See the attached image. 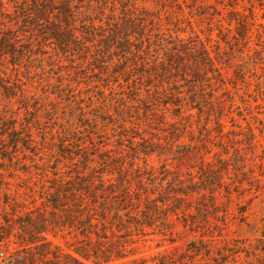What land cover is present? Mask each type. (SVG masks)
Instances as JSON below:
<instances>
[{
	"label": "rangeland",
	"instance_id": "obj_1",
	"mask_svg": "<svg viewBox=\"0 0 264 264\" xmlns=\"http://www.w3.org/2000/svg\"><path fill=\"white\" fill-rule=\"evenodd\" d=\"M86 1L76 6L75 29L60 30L71 36L63 49L43 35L44 23L19 15L29 0H2L0 37L13 34L23 55L0 61V264H75L65 256L79 234H46L58 260L51 253L38 260L28 232L51 228L48 194L84 166L114 184L122 177L142 199L175 178L215 184L210 193L175 197L169 231L159 226L131 240L136 258L264 264V0ZM84 16L106 38L132 17L144 25V42L132 33L134 54L104 58L112 50L102 37L86 43L78 31ZM168 56L187 74L183 81L174 72L163 83L152 72ZM196 74L201 113L186 110ZM13 130L23 140L18 149Z\"/></svg>",
	"mask_w": 264,
	"mask_h": 264
},
{
	"label": "trees",
	"instance_id": "obj_2",
	"mask_svg": "<svg viewBox=\"0 0 264 264\" xmlns=\"http://www.w3.org/2000/svg\"><path fill=\"white\" fill-rule=\"evenodd\" d=\"M78 1L75 3V0H29L31 4L27 8L30 7V9L28 11L27 8L21 9L19 15L22 14L26 23L33 21V24L41 26L44 23L43 35H46L48 39L55 41L60 48L64 49L65 46H70L71 39L69 38L71 36L61 32V28H67L68 31L75 29L71 26V22L76 18V6L79 5L78 3H82L83 5L88 3L86 0ZM120 1L123 3L122 0ZM128 1L130 0H127V3H129ZM132 2L137 4L138 0H133ZM0 6V29H2V17L6 16L5 13L7 11L2 0ZM84 18L88 20L82 22L83 24L78 31L86 43L94 44L95 39L102 37L98 42H104V46H108V49L112 50V53L107 52V54H104L102 56L104 58L112 56L115 51L134 54L131 50L132 45L130 43L134 36L133 34L137 35L135 37L141 43L144 42L142 40L144 37L142 36L144 25L143 23L142 25H137L134 23L136 20L134 21L132 17L126 19L120 25H115L110 30V35L107 38L104 34H101L102 29L96 26L95 21L90 16H84ZM53 19L59 23H51ZM98 21L102 23V19ZM124 28L126 29L124 30ZM9 35L13 34L5 33V35L0 37V61L8 58H19L23 55V52L14 43H17L15 36ZM141 51L142 49L137 52L140 53ZM123 57L126 58V54ZM175 59H173V56H168L165 63L160 66L161 69L153 68L152 72L163 80V83L170 80L169 77L173 76L174 72L178 75L173 77L180 76L182 81L184 77H187V74L179 73L181 68L177 65V60ZM211 60V57L207 56L206 62L205 59L202 60L203 65L209 64ZM150 75L153 77L152 74ZM199 77L198 74L191 76L193 79L192 83L190 82L191 90L189 91L191 93L189 96V103L191 105L186 106L187 112L194 110H197L198 113L203 112L202 101H200L203 98L194 95V87L196 88L198 82L202 79ZM166 78L168 79L166 80ZM177 89L178 87L171 88L170 91H179ZM179 94L182 95L181 92H178ZM10 97L13 98L16 95L11 96L10 94ZM183 109L184 106L178 112L179 117L183 115L181 114ZM12 133L14 136V138H11L13 142L12 147L18 149L23 140L17 138L18 131L13 130ZM87 170H89V167L84 166L80 171H76L75 177L67 183L65 181H58L59 184L56 183L57 186L54 188V191L48 194L46 202L48 207L53 210L50 213L51 220H48L51 228L46 226L43 230L37 228H33L34 230H32L31 228L34 226H31V230L28 232V245L32 246L35 252H38V254L36 253L38 256L37 259L41 260V258L51 253L49 249L52 245L47 240L46 234L52 232L56 236L58 230L60 232L69 231L74 234L77 233L82 237V241L76 242L72 254L65 256L75 264H83V262L91 264H149V262H151L150 264H176L177 259L172 255H165V253H160L153 258H136L137 253L132 248L134 243L131 240L134 239V236H144L147 230L153 229L154 231L159 226L161 228H158V230L164 231V233L169 231V215L172 212L169 213L168 209H171L172 205H175L174 198H189L195 195H203L207 191L210 193L213 191L210 186H214L215 184H209L207 180L201 179L200 182H192L185 185V182H181L180 179L175 178L171 183H167V187L162 194H155L154 192L148 194L149 197L142 199L139 196L140 193L132 191L131 187L122 184V177H118L117 181L120 182L114 184L111 182V179H106L108 174L106 176L105 172H95L98 174L95 176L92 173L95 171V168H92L90 174H87ZM118 174L119 176L122 175L120 172ZM211 177L215 178L217 175L212 173ZM151 196L154 197L150 198ZM32 223L33 221L28 224L32 225ZM51 255L58 260L56 254L51 253ZM13 264L17 263L13 262Z\"/></svg>",
	"mask_w": 264,
	"mask_h": 264
},
{
	"label": "built area",
	"instance_id": "obj_3",
	"mask_svg": "<svg viewBox=\"0 0 264 264\" xmlns=\"http://www.w3.org/2000/svg\"><path fill=\"white\" fill-rule=\"evenodd\" d=\"M2 255V254H1Z\"/></svg>",
	"mask_w": 264,
	"mask_h": 264
}]
</instances>
